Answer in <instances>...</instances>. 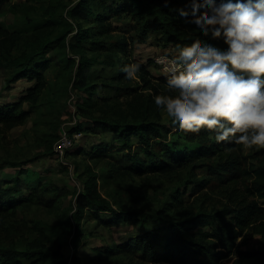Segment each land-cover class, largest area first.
<instances>
[{"label": "rangeland", "instance_id": "1", "mask_svg": "<svg viewBox=\"0 0 264 264\" xmlns=\"http://www.w3.org/2000/svg\"><path fill=\"white\" fill-rule=\"evenodd\" d=\"M3 1L0 22L18 29L24 39L34 41L44 32L56 39L69 31V41L82 26L90 30L91 41L95 43L96 39L100 44L91 46L88 40L81 48L61 51L53 47L48 54L51 66L45 71L52 88L44 91L36 108L24 106L29 115L23 124L9 127L10 123L0 122V195L6 191L17 201L14 209L0 216V242L23 248L37 237L34 223L42 221L53 230L61 225L60 241L68 264H176L162 250L168 234L159 229L166 222L156 215L165 209L163 217L179 219L200 210L214 213L224 208L226 195L220 190L226 194L233 178L239 179L241 186L238 167L262 155L264 147L244 148L230 140L217 143L214 134L204 129L199 133L172 130L167 118L155 109L152 96L162 92L166 78L154 57L175 46L166 44L161 31L140 35V23L127 8L129 1L87 0L89 11L84 17L71 16L82 0ZM145 1L154 11L178 19L174 29L181 30L184 37L200 35L186 29L178 18V10L186 8L191 0H170L168 7L165 0ZM92 12L103 19H93ZM51 15L59 20L47 27L45 22ZM203 39L226 47L222 40ZM21 45L23 42L19 48ZM65 55L73 62H63ZM81 56L93 64L79 72ZM120 59L124 64L137 60L146 65L151 73L146 77L148 84L139 74L135 79H125L122 65L116 64ZM11 74L12 70L0 66L1 112L7 101L18 100L34 83L20 80L8 86ZM79 79L92 87L77 89ZM104 120L144 124L149 129V141L136 134L130 137L128 149L118 146L117 131L100 125ZM63 137L72 139L73 145L59 153L56 145ZM150 148L156 150L153 153L159 170L134 173L132 158L148 163ZM199 149L201 154L193 156L192 152ZM176 150L188 154V161L164 171L162 162H169L166 155ZM91 174L96 195L109 201L114 210L95 216V210L87 207L77 234L76 200L85 193V182ZM47 199L57 200L58 206L47 205ZM129 210L147 214V221L137 226L116 219L117 214ZM151 230H158L161 236L154 244L158 253L154 259L127 249L126 243L132 237ZM235 246L258 251L264 248V241L249 231L236 240ZM235 259L231 255L223 262L232 264Z\"/></svg>", "mask_w": 264, "mask_h": 264}, {"label": "trees", "instance_id": "2", "mask_svg": "<svg viewBox=\"0 0 264 264\" xmlns=\"http://www.w3.org/2000/svg\"><path fill=\"white\" fill-rule=\"evenodd\" d=\"M127 1H129L128 10L140 23V35L161 31L164 34L166 44L172 43L175 47H186L196 40H202L203 37L200 35L184 37L181 30L174 29L178 19L174 17H168V19L163 13L154 11L145 0ZM3 2V0H0V9ZM88 11L87 0H82L71 11V16L84 17L88 14ZM90 16L93 19L98 18L100 21L103 19V17H99V14L93 12ZM58 20V16L51 15L45 25L52 27ZM68 34L69 31H64L56 39H51L44 32L34 41H31L29 38L24 39L18 29L9 28L0 22V66L12 70V74L7 79V85L10 86L22 79L34 82L18 101L4 106L5 111H0V122L10 123L9 127L23 124L29 115L28 111L24 109L25 104L30 106L31 109L36 108L44 91L52 88L51 82L45 76V71L51 66L52 58L48 54L50 50H53V47H58L61 51L70 48L76 49L84 47L83 45L88 40L92 43L91 46L100 44V41H96V39L95 43L91 41L90 30L83 29L82 26L79 27L78 33L69 41H67ZM93 36L95 37V35ZM74 38L77 39L76 43L73 41ZM22 42L23 45L19 48ZM62 60L67 63L73 62L68 55L63 56ZM91 64L93 63L86 60L85 56H81L78 64L79 72L91 67ZM116 64L123 65L124 63L120 59ZM140 65L138 74L148 84L146 77H151V73L147 70L146 65L143 63H140ZM121 75L124 77V73H121ZM163 81L165 82L166 78ZM89 84L85 79H79L76 82V88L86 90L92 87ZM100 125L108 126V128L117 131L120 141L118 146L126 149L130 147V137L133 135L139 134L142 140L148 139L149 141V138H147L149 129L141 123L117 124L114 121L104 120ZM240 147L243 146L240 145ZM153 151L156 150L150 148L147 151L149 165L138 157L132 158L133 166L131 170L136 174L159 170L156 167V158ZM192 154L193 156L200 155L201 150L193 151ZM187 156L189 155L180 154L177 150L169 152V155H166L165 158L170 159V161L162 162L164 171L182 166L184 162L188 161ZM253 160L237 169L240 178L243 180L241 186H239L240 180L233 178L230 179L233 184L232 188L225 189L226 194L220 190L221 195H226L227 204L224 208L214 213L200 210L188 217L179 219L163 217L165 209H162L156 215L159 220L166 222V226L159 229L165 231L166 235L168 234L162 250L173 262L176 264H227L223 260L235 255L236 259L232 264H264V248L258 251H243L240 247L235 249L236 240L241 236H245L249 231L260 235L264 241V153L259 156L256 155ZM135 162H137V165H135ZM92 175H89L85 182V193L78 195L76 200L77 234L80 231V220L87 207H92L95 210V216L101 212H112L114 210L109 201L96 195ZM195 182L202 183V181ZM47 200H44L48 202L47 205L58 206L57 200L52 199V202L49 201L50 199ZM16 205L17 201L12 199L8 192L1 191L0 216L8 214ZM116 219L120 221L123 219L129 224L138 226L143 225L148 216L144 213L129 210L117 214ZM69 221L72 225L70 219ZM101 222L107 221L103 220ZM33 229L38 232L37 237L32 243L25 245L23 248L15 244L5 245L0 242V264H68L60 241L61 225L53 230V227L49 224L37 221L34 223ZM160 238L158 230H151L143 233L140 237H132L126 243V247L132 252H140L143 256L154 259L158 254L155 251L154 244H157ZM243 244H246L245 241Z\"/></svg>", "mask_w": 264, "mask_h": 264}, {"label": "clouds", "instance_id": "3", "mask_svg": "<svg viewBox=\"0 0 264 264\" xmlns=\"http://www.w3.org/2000/svg\"><path fill=\"white\" fill-rule=\"evenodd\" d=\"M178 12L186 29L226 47L203 39L156 55L166 81L155 109L174 131L264 147V0H191ZM140 67L130 61L120 71L132 80Z\"/></svg>", "mask_w": 264, "mask_h": 264}, {"label": "built area", "instance_id": "4", "mask_svg": "<svg viewBox=\"0 0 264 264\" xmlns=\"http://www.w3.org/2000/svg\"><path fill=\"white\" fill-rule=\"evenodd\" d=\"M59 145H56V151L59 153H63L64 150L68 149L69 147H71L73 145V141L70 138L67 137H63L60 141Z\"/></svg>", "mask_w": 264, "mask_h": 264}, {"label": "crops", "instance_id": "5", "mask_svg": "<svg viewBox=\"0 0 264 264\" xmlns=\"http://www.w3.org/2000/svg\"><path fill=\"white\" fill-rule=\"evenodd\" d=\"M22 80H25V79H22ZM25 81H26V80H25ZM18 82H20V81H18ZM24 94H25V92H24ZM24 94H23V95H24ZM23 95H22V96H23ZM22 96H21V97H22ZM21 97H20V98H21ZM20 98H19V99H20ZM19 99H18V100H19ZM18 100H17V99H12V100H10V101H7L6 105H8V104H10V103H14V102H16V101H18ZM25 105H27V104H25ZM25 108H26V107H25Z\"/></svg>", "mask_w": 264, "mask_h": 264}]
</instances>
